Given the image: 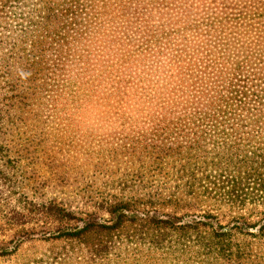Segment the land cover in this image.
Wrapping results in <instances>:
<instances>
[{"label":"rangeland","instance_id":"rangeland-1","mask_svg":"<svg viewBox=\"0 0 264 264\" xmlns=\"http://www.w3.org/2000/svg\"><path fill=\"white\" fill-rule=\"evenodd\" d=\"M85 1L92 16L79 21L88 28L83 38L91 43L84 53L75 51L65 62L58 73L61 89L53 95L47 86L49 54L41 40L44 0H0V264H264V245L260 244L252 245L250 258L239 262L200 256L193 249H152L131 243L112 245L102 255L92 256L77 242L51 236L57 224L51 221L50 202L80 215L95 213L105 218L100 205L118 196L123 183L135 186L124 192L125 197L135 198L123 201L134 203L132 208L139 212L168 209L144 206V202L175 200L139 199L169 186L162 172L140 177L136 170L146 149L170 140L149 134L139 115L125 123L123 115L132 103L121 94L124 83L110 80L116 67L110 69L113 76L105 75L103 87L83 72L86 60L91 65L104 55L112 63L125 57L128 63L121 74L126 70L156 72L164 78L163 86L171 89L175 72L182 68L208 72L206 61L192 64L194 55L202 58L205 54L196 42L202 41L208 20L227 12L222 7L225 0ZM101 32L110 37L109 49L94 44ZM147 60L156 65L144 67L142 61ZM258 68L240 76L231 73L225 86L222 83V108L259 104L251 96L253 91H264V76L260 75L264 68L260 72ZM189 81L181 88L195 91ZM140 103L142 110L145 104ZM232 142L244 145L245 151L248 145L259 143ZM200 200L204 199L195 201ZM241 214L261 217L264 208ZM239 241L245 244L250 239Z\"/></svg>","mask_w":264,"mask_h":264},{"label":"trees","instance_id":"trees-1","mask_svg":"<svg viewBox=\"0 0 264 264\" xmlns=\"http://www.w3.org/2000/svg\"><path fill=\"white\" fill-rule=\"evenodd\" d=\"M222 7L227 12L208 20L202 41L196 42L205 54L202 58L194 55L192 64L206 61L208 72L182 68L180 73L175 72L171 89L163 86L164 78L156 72L126 70L121 74L128 63L125 57L112 63L111 57L104 55L102 61L96 59L91 65L86 60L83 67V72L103 87L105 75L113 76L110 69L116 67V75L110 80L124 83L121 94L132 103L123 121L139 115L149 127V134L170 140L146 149L137 161L136 174L141 177L142 173L157 171L169 178L168 187L162 186L156 193L143 194L139 199L175 200L166 204L144 202V206L168 209L139 212L132 208L134 203L123 201L135 198L124 196L135 186L123 183L118 196L100 205L105 218L95 213L80 215L50 202L51 221L57 224L51 236L77 242L92 256L102 255L112 245L131 243L152 249H193L200 256L240 262L250 258L252 245H264V216L241 214L244 210L264 208V91L251 93L252 98L259 100L256 106L221 107L222 83L225 86L231 73L240 76L247 69L259 67L260 72L264 68V0H225ZM42 11L41 40L49 54L47 86L54 95L61 89L58 73L63 71L65 62L75 51L84 53L91 43L83 38L88 28L79 19L85 20L92 12L85 0H44ZM100 35L94 44L102 43L109 49L108 33ZM80 37L83 40L78 43ZM142 62L144 67L156 65L149 60ZM187 79L195 91L181 88ZM142 100L145 107L141 110ZM211 140L216 143L209 146ZM232 140L259 143L248 145L245 151L244 145ZM244 237L250 242L239 241Z\"/></svg>","mask_w":264,"mask_h":264}]
</instances>
